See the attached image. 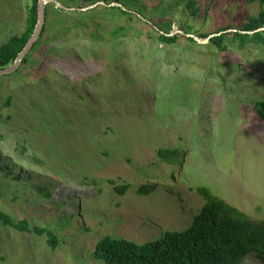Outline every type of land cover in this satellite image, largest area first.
<instances>
[{
	"label": "rangeland",
	"instance_id": "1",
	"mask_svg": "<svg viewBox=\"0 0 264 264\" xmlns=\"http://www.w3.org/2000/svg\"><path fill=\"white\" fill-rule=\"evenodd\" d=\"M123 1L153 30L99 5L70 30L50 9L26 63L0 77V212L57 237L51 249L0 225V264H101L92 254L104 236L142 244L190 227L197 187L264 221V122L252 108L264 100V54L155 34L206 39L240 29L260 4L196 0L191 15L186 0ZM29 3L0 0V47L24 33ZM107 180L129 188L119 195Z\"/></svg>",
	"mask_w": 264,
	"mask_h": 264
},
{
	"label": "trees",
	"instance_id": "2",
	"mask_svg": "<svg viewBox=\"0 0 264 264\" xmlns=\"http://www.w3.org/2000/svg\"><path fill=\"white\" fill-rule=\"evenodd\" d=\"M67 8L66 2L71 0H57ZM213 2L215 0H208ZM248 2L257 1L261 6V11L253 17H247L240 29L234 32H226L232 29L230 26L218 29L215 33L225 32L219 36L209 39L208 43L224 52L232 44L236 49L242 50L247 46L259 49L264 54V31H257L252 34L242 32H253L264 28V0H246ZM103 2L106 5L118 3L121 7L123 0H81L78 9L87 8L95 3ZM101 6V5H99ZM121 7H105L100 9L106 11H118L126 17L128 22H141L151 31L152 26L139 16V13H131ZM186 7L191 10V15H196V0H186ZM28 15L26 18V29L19 37H11L6 44L0 47V69L11 66L17 55L24 48L28 39L34 31L37 21V0H30L27 5ZM50 9L52 14L57 16V23L66 20V26L72 28L83 27L81 19L88 16L94 10L87 11H65L55 8L53 4L45 7V19ZM75 21V22H74ZM73 23V24H72ZM155 26V25H153ZM123 29V28H122ZM44 30L38 39L44 36ZM158 42L171 45L185 38L190 42H195L191 38H186L180 34L174 36H164L159 31L155 33ZM169 34V33H164ZM209 36V35H208ZM205 34L201 38H207ZM39 41H36L31 50L35 48ZM21 63H26L23 58ZM6 108L11 105V96H8L3 104ZM256 116L264 122V100L257 101L252 106ZM159 159L172 164L174 152L171 150L159 149L157 151ZM113 185V190L123 195L129 188L128 185L116 186L113 180H107ZM151 190L155 185L149 186ZM145 189L146 187L143 186ZM145 193L148 191L145 189ZM195 192L203 199V206L199 214L195 216L190 227L181 231H167L156 241L136 244L125 239H111L107 236L100 238L93 251V259L101 264H239V261L249 253L255 254V259L259 264H264V221L261 224H252L249 217L229 205L224 200L213 195L206 187H197ZM0 225L8 227L18 232L33 233L36 236H45L46 244L49 248L55 249L57 237L55 233L47 227H30L25 220H14L11 216L0 212Z\"/></svg>",
	"mask_w": 264,
	"mask_h": 264
},
{
	"label": "water",
	"instance_id": "3",
	"mask_svg": "<svg viewBox=\"0 0 264 264\" xmlns=\"http://www.w3.org/2000/svg\"><path fill=\"white\" fill-rule=\"evenodd\" d=\"M48 4H53L55 6V8L61 9V10H65V11L77 10V11H82V12L86 11V10H89V9H92V8L98 6V5H101V6H104V7H112V6L121 7L117 3H111V4L106 5L103 2H98V3H95L94 5L89 6L87 8L74 9V8L65 7L64 5H62L57 0H37V21H36V24H35V27H34V31H33L32 35L30 36V38L28 39L27 43L25 44L24 48L17 55V58L14 61V63L11 66L7 67V68L0 69V77L6 76V75H9V74L13 73L20 66L22 59L26 56V54L29 52V50L31 49V47L33 46L35 41L40 36V33L42 31V28H43V25L45 23V7ZM121 8L123 10H125V11H128V10L124 9L123 7H121ZM257 31H264V28H260L258 30L253 31V32H242V33H244V34H252V33L257 32ZM159 32L161 34H163L164 36H167V37L174 36L176 34H180V35H182V36H184L186 38H191V39H193L195 41H198V42H208L210 38H212L214 36H219V35L225 33V32H219L217 34H212V35L208 36L206 39H198L197 37H195L193 35L185 34L182 31H173L170 34H164L161 31H159ZM226 32H234V31L227 30Z\"/></svg>",
	"mask_w": 264,
	"mask_h": 264
}]
</instances>
